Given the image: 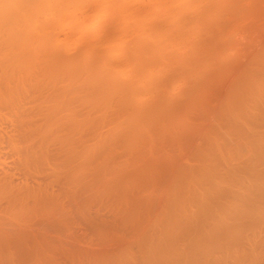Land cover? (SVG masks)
<instances>
[{
  "label": "bare ground",
  "instance_id": "6f19581e",
  "mask_svg": "<svg viewBox=\"0 0 264 264\" xmlns=\"http://www.w3.org/2000/svg\"><path fill=\"white\" fill-rule=\"evenodd\" d=\"M86 1L87 0H82V1L81 0H0V104L1 103H6L7 105L9 104V106H7V108H6V110H8V111L4 112V110H3V112H1L2 110L0 109L1 110L0 114H2V115H0V119L5 120V118H6L5 122H4V120H2V121L0 120V123L1 122L5 123V124L4 123L0 124V169H2L0 171H3V172H0L1 174L3 173V175H0V195L3 193L5 195V191H7V190H8L6 192L7 196L9 193H12V195L11 196L9 195V197H8L10 199V200H8V202H10L12 200H14L15 202L12 201V202L8 203L6 205V207L4 208L3 213L4 214L6 213L7 215L12 216L13 219H18V217L21 214H23V212L25 210L24 205L26 204L25 199L27 197L29 198L30 194L36 193L38 195V196L36 195L37 197H35V195L34 196L32 195L34 198H36V202H37V199L42 200L41 197L43 198V200H45L44 198H46V195L49 196L50 194H53L52 193L53 190L50 193V190L52 187L49 188L50 186L48 185V183L46 186H49L48 188L50 190L45 189L43 187L44 184L41 185L42 187H40V184H38V186H37L38 189H37L36 184H35V186L34 185L31 186V184H29V181H31V180L29 179V177H27L30 174L29 172H28L29 174H27V171H29V169L31 168L32 165H33L32 167L35 170L34 172L38 173L41 169L40 166H43V165H41L42 162L44 160H46L47 158L51 159V158H49L50 153H48L49 146H51L50 144H53V146H55L56 148H59L63 152V159H62L61 163L64 166L62 165L61 170L63 168H66L67 173L65 176L68 177V181H72V182L78 181V180L80 181L81 178H83L84 175H86V173H87L86 171L88 169L91 170L92 168H96L98 170L99 167L102 166V165H100L102 163L101 158H99L100 156L97 155L98 158H97V156H93V152H94V150H96L95 147L97 145H99L98 143H99V140L101 137H99L94 143L93 142L91 144L86 143L82 138L84 136V133L81 132L82 131L81 129H86L85 131L83 130L84 132H86L87 130L94 129L95 126H96L95 129L96 128L99 129L100 128V126H98L99 124L101 125V123L103 124L104 121L110 120V122L112 124L111 126L112 127L114 126L113 129H116L117 131L121 130L122 131L121 133H124V135H125L124 141H122V142H125V139H127V145L129 144V145L135 146L137 144L138 139L143 135V134H141L142 128L144 129V127L147 126L149 122L152 123V120L153 119L155 120V116H156V114L154 115V111L156 112L155 108H154L155 110H153V108L148 109L149 111L146 115L142 114L143 110L141 111L142 113H140L139 108H142L140 106H143L144 104L141 103L143 105L138 106V102L139 101L145 102V98L142 100L141 98H139L140 97L139 95L142 92V90L143 91L144 90L145 91L146 90L152 91V89H157V87L159 86L158 83H156L154 80L158 79L157 76L159 74L165 72L168 69L167 68V62H169V60H168V57L165 56V54H164L165 50L169 47H172V46L182 45V44H180L182 42V40L184 38L186 39L188 37L186 35V33L181 32V30L184 31L182 29L184 26L188 25L189 27H187V28L189 29L190 32H196L197 33L198 29H201V30L206 29L207 30V28H209L211 26L213 27V25H214L213 24V25L203 29L204 26L209 25V24L206 25V23H203V21L206 20L207 22L211 23L214 20H216L215 18H217V20H219V17H218L219 15L217 14V12L219 13V10H218L219 7L217 9V5H219V4L216 3V0H194V1H192V0H173V2L176 3L174 5L175 6L178 5L177 6L178 9H177L176 13L168 14L167 16L164 17V19L162 18L161 22L159 24H156V26L149 27V28H147V30L146 29L141 30L142 35H144V36L148 35L149 37H152L153 39L157 40V43L155 45L147 44L148 40H147V42L145 41L147 39L146 38L147 36L145 37L146 39L144 40L146 43L143 41H140L139 40L140 38L137 35V33H138L137 32L136 35L139 38L138 42L135 41V43H137L135 50H137V51L132 55L131 54L127 55L124 59H121V60L117 59L118 61H115V59H114V61H113V60H111L112 57L110 58V56H111V54L116 53L119 50V39L121 40V38H119V37L122 35V34L119 35L120 33H118L117 36L115 35L116 38L114 37L116 40L115 41L116 45L112 48H110L111 46H109V48L104 46L105 49H104V47L101 48L102 50H100V52H97L95 56L92 53V55L94 56V57H92V59L91 58L88 59V57H87V59H86V57L83 59L82 57L79 56V54H77L78 53L77 51H76L77 52L76 54L78 55L79 58L75 57L76 55L69 57L68 55H65L66 53L63 55V54H61L62 52H60L56 48L57 46L56 47H55V45L53 46L54 42L56 43V45H58L56 42L57 37L55 35H58L59 32L57 31L58 33L56 32V34H55V31H56L57 27H60V26H58L61 23L60 21L62 19V18H60V16H61V14L65 13L66 11H69V8L72 9L73 11H74L73 8H76L75 10H77V7H79V6H75V5H77L78 3H80V7L83 8L84 6H86L85 5L87 3ZM99 1H100V4L96 5L97 7H101L104 9L106 7H110V9L115 11V13L123 14V17L125 16L128 18H133V21L135 20V18L137 19L139 17V16L135 17L134 15L136 13L134 14V11H136V10L135 9H134V11L132 10L134 4L138 3L137 2L138 0H99ZM99 1H97V4ZM147 1H148V3L151 1L152 2L155 1L153 3H158V0H147ZM89 3H87V4H89ZM223 3H225V2H223ZM233 3H234V1H233ZM94 4H96V3H94ZM143 4H145V3H143ZM72 5L75 7H73ZM89 5H91V4H89ZM174 5H172V6L174 7ZM68 6H72V7H68ZM152 6H153V4H152ZM156 6H159V5H156ZM67 7H68V10H65V12H64V9H67ZM86 7H89V6H86ZM107 10H106V12H109ZM191 10L194 13V14L192 13L193 14V15H191L192 17L191 16H190V18H187L188 16L185 17V13H187L188 11L191 12ZM92 11H94L93 7H92ZM142 11H143V9H142ZM142 11H139V12H142ZM151 11L153 12V8L151 9ZM76 13H78V12H76ZM104 13H105V11H104ZM155 13L156 12H154V14ZM161 13H163V12L161 11ZM94 14L95 13L93 12V15ZM154 14H152V15H154ZM158 14H160V13H158ZM216 14L218 16H216ZM221 14H222V11H221ZM86 15H88V14L86 13ZM144 15H146V14H144ZM250 15H252V14H250ZM73 16H71V17L74 18ZM95 16H97V15H95ZM95 16H93L92 19ZM101 16H102V14H101ZM223 16H225V15H223ZM71 17H69V18H71ZM155 17H157V15H155ZM222 17L220 16V18H222ZM97 18H99V17H97ZM120 18L118 20H120ZM147 18H149V17H147ZM104 19H105V17H104ZM95 20H97V19L95 18ZM123 20H125V19H123ZM72 21H73V19H72ZM76 21H78V20H76ZM98 21H97V23H98ZM109 21L110 20L108 19V22ZM63 22H65V24H67V23H70L71 21L67 22V19H66V21L64 20ZM141 22H138L139 25ZM73 23H75V22H73ZM86 23L87 22L84 21L83 19L79 23V24H81L80 28L78 27L79 37L80 36L82 37V35L85 34V32L87 31V26L90 25V23L87 25H86ZM97 23H96V25H97ZM127 23H128V21H127ZM134 23H135V21H134ZM70 25H73V24H71V23L67 24L68 27H70ZM91 26H93V24ZM94 26H95V24H94ZM94 28L98 29L99 26L94 27ZM117 29L121 30V29H119V27ZM133 29L137 31L136 27ZM58 30H59V28H58ZM69 30H71V29H68V31ZM124 30H126V28ZM210 30H212V28ZM129 31H130V29H129ZM138 31H139V29H138ZM217 31L218 30H216V32ZM75 32L77 33V31H75ZM190 32H187V33H190ZM112 33H114V32H112ZM139 34H140V31H139ZM194 35L190 34V36H193V37H194ZM207 35H209V34H207ZM68 36L69 35H67V37ZM196 36H197V34H196ZM221 36L223 37V35H221ZM198 37H199V35H198ZM167 38H169V39H167ZM170 38L171 39L173 38V39L170 40ZM190 38H192V37H190ZM100 39L98 38V40H100ZM193 39L195 41L196 37ZM62 40H64V38H62ZM108 40H109V36H106V38L104 37L103 41L105 42L104 43L105 45H106V41L109 42ZM141 40H143V39H141ZM155 40H153V41H155ZM189 40H191V39H189ZM224 40H225V38H224ZM67 41H68V39H67ZM123 41H125V40H123ZM212 41H213V39H212ZM213 42H215V41H213ZM65 43H66V41H65ZM65 43H64V45H68ZM100 43H102V42H100ZM64 45H63V47H64ZM106 46H108V45H106ZM207 46H206V48H207ZM127 47H129V46H127ZM210 47H211V45H209V48ZM63 49H65V47ZM86 49H88V48H86ZM94 49L95 48H93L92 50L95 52ZM200 49H199V51H200ZM207 50H209V49L207 48ZM119 51H118V53H119ZM192 51H194V50H192ZM199 51H198V54H199ZM64 52H65V50H64ZM86 52L88 53V51H86ZM208 52H210V51H208ZM208 52H206V53H208ZM213 52H215V51H213ZM180 53H182V52H180ZM72 54H73V52H72ZM168 54H170V53H168ZM187 54H189V53H187ZM189 55L187 57H189ZM200 55H202V54L200 53ZM206 55L208 57V54H206ZM206 55L204 54V57ZM217 55L218 54H216V56ZM212 56H213V54H212ZM261 56H263V55H261ZM181 57H182V55H181ZM198 57H200V56H198ZM198 57H197V59H198ZM194 58L195 57H193V59ZM219 58H220V56H219ZM263 58H261V60L259 61V62H262L261 65L258 62L259 63L258 65L260 66V67L257 66L258 72L251 73L250 72L251 70L249 71L250 74L248 72H245V73H243L244 75L246 73H248L249 75H247V76L245 75L244 79L240 74V76L242 77V80L238 79L241 81L240 84L238 82H236L240 86L239 91H238V95L233 97L232 99L230 98L229 102H227L228 107H227L226 111L224 109L226 116L228 118L230 117V119H231L229 121V119H227V117H224L227 119L226 123H227V121L230 122V123H228L229 126H227V127L229 128V130H231V132L236 133L237 137H239L240 134H241L240 136H242V133H243L242 128L246 124L245 122H247V121L246 120L244 121V125L240 124L242 128L238 124L241 123L245 117L247 119V116L249 114L248 111L250 110L249 105L254 103V101H253L254 98L258 99L260 101V99L262 98V95L264 94V91H263V88H264V62L262 61ZM183 59L181 61H183ZM194 61H195V59H194ZM206 61H208L207 63H209V59L208 60L206 59ZM191 62H192V60H191ZM256 62L257 61H255V63ZM185 63H187V60ZM185 63H184V65H185ZM193 63H191V64H193ZM202 63L203 62H200V64H202ZM207 63H204L203 64L204 66L201 65L203 67L202 70H204L206 68ZM197 64L198 63L193 64V65L195 66ZM172 66H173V64H172ZM188 66H190V65H188ZM198 67L199 66L197 65V69H195V70L201 69V68L198 69ZM129 68H132L130 73H129L130 78L127 77L128 72H129L128 71ZM189 72H190V74H188ZM193 73H194L195 77H196V75H200V74H195V72H193V70H192V74ZM201 73H203V71ZM179 74H180L181 78L183 76L184 79H186V77L192 76L191 70L188 71V69L182 70ZM177 75H175V76L173 75V76L176 77ZM185 75H186V77H185ZM180 76L177 77L179 80H180ZM125 77H126V80H125ZM155 77H156V79H154ZM198 77H200V76H198ZM201 78H203V77L201 76ZM127 79H129V80H127ZM234 79H236V78H234ZM31 81L35 82V91H38L37 93H39L38 94L39 97L36 99V102H38L37 106L40 108V111L38 112L40 120H39V122L34 123V124L30 125L29 127L26 124L28 127L27 128L28 132H27V130H25L26 127H25L24 122H23V124L19 123V126L17 127V125L14 122L15 121L14 119L25 118V114H26V112H24L25 111L24 107L26 106V105H24L26 103L25 98L27 96L31 95V94L30 95L28 94L29 90H27V84ZM159 82H161V81H159ZM175 82H177V81H175ZM188 83H190V82H188ZM29 84H31V83H29ZM162 85L167 86L164 83H161L160 87ZM169 86H171V85H169ZM49 89L51 90V92L50 91H49V93L46 92V94L43 93V91H45V90L48 91ZM189 89H190V87H189ZM151 91H150V94H151ZM234 92H235V90H234ZM234 92H233V94H234ZM33 93H35V92H32V94ZM152 93H153V91H152ZM142 94L145 95L143 92H142ZM146 94H147V92H146ZM235 94H236V92H235ZM203 96H205V95H203ZM31 97L32 96H30V98L29 97H27V98H29L31 100ZM249 98L252 99L251 100V101H253L252 103H249ZM29 99H28V101H29ZM262 100L264 101V99H262ZM154 101H156V100H154ZM259 101H258V103L261 102V101L260 102ZM225 102H224V104H225ZM148 103H149V101H148ZM263 104H264V102H263ZM80 105H82L84 107L87 106L86 107L87 110H86V108L85 109L79 108L82 111L81 110H79V112L74 111V110H76L75 108H78V106H80ZM258 105L261 106L262 104L260 103ZM146 106H147V103H146ZM222 106L224 107V105H222ZM226 106L227 105H225L224 108H226ZM159 107H161V106H159ZM253 107H255V110H257V106H253ZM9 108H10V110H9ZM83 110H85V111H83ZM107 110L112 111V114L109 113V114H111L112 117L110 119L106 120L105 112H107ZM157 110H158V108H157ZM165 110L167 111L168 108H166ZM172 110H174V109H172ZM255 110L250 111V114H251V112L254 113V112L258 111V110L257 111H255ZM94 111H95V113H96V111L100 112L99 114L96 113L98 115V117H97L98 119H96V120L94 117L95 116ZM222 111H223V109H222ZM222 111L220 110V116H222V115L225 116L224 114H222V113H224ZM8 112H10V113H8ZM146 112H144V113H146ZM211 112H212V110H211ZM260 112H261V110H260ZM260 112L258 111L257 114H259ZM158 113H159V111H158ZM175 113H176V111H175ZM263 113L259 115V119L262 118L261 120H263V121H261L262 122L261 124L264 126V116H262ZM14 114L18 118H14L15 117ZM214 114H217V113H214ZM254 114H256V113H254ZM28 115H30V114H28ZM171 116L173 117L176 115H171ZM260 116H262V117L260 118ZM3 117H5V118H3ZM93 117H94V119H93ZM172 117H170V118H172ZM178 117H176V118H178ZM183 117L180 116L179 119L181 120ZM217 117L219 118V116H217ZM157 118H158V116H157ZM248 118H249V116H248ZM254 118H256L255 120H257V117H254ZM252 119H253V117L251 116V120ZM7 120L8 121L10 120L9 122H12V123L11 124L7 123L6 122ZM165 120H166V118H165ZM219 120H221V119L219 118ZM240 120H242V121H240ZM248 121H249L248 122L249 124L252 122V121H250V119ZM254 122L257 123L255 126H257V129H258V126H260L259 125L260 121L257 120V122L256 121H254ZM212 123L210 124L211 126H212ZM226 123H225V125H226ZM12 124L15 126H12ZM28 124H31V123H28ZM213 124H215V123H213ZM220 124H223L222 120H221ZM149 125H151V124H149ZM251 125H253V124H250V127H248V125H245L248 129V132H244L246 134H243L244 137L246 138V140L243 137H241L242 139H244L246 141L247 146L249 148V155H247L248 156L247 161H245L246 158H245V160L243 159L245 157V154H244L242 157L243 160L241 159L242 162H241V164H239L240 161L238 160V157L241 156L243 148H244V144H243L244 142L241 141V139H240V142H243L241 144L243 146V148H242L240 154L237 153L238 154L237 160L239 161V163L237 165L233 164L234 162L233 163L231 162V161H233V160H231V157H233V156L228 158L229 153H227L228 156L227 155L225 156L229 160H231L229 162V164H231L230 165L231 168L228 169L229 166L228 167L226 166L228 171L226 169H223V170L220 169L222 166L220 167L219 165L216 164V161H219L220 159L219 160L215 159L216 161H214V158H211L212 156L217 155L218 152H217V154H214V155L212 154L211 157H209L210 155H207L208 153L205 152V154L208 157L207 158L205 157L206 158L205 162L202 161V163L204 162L203 163L204 165H202L203 169L201 167V169L203 171L200 170L202 172L197 171V170H193V168H192L191 171L189 170L186 173H184L185 172V170H184L183 174H181V175L179 174L180 177H178V179L176 176L177 174L175 175L176 180H175V182H173L175 184H172V185H174V186H172L173 188H169L172 190V191L170 190L172 192V193H170V194H172L170 196L171 200H169V202H170V203H168L169 206L167 205L168 206L167 211L164 209L166 212H165V214H163V216H162L163 218L161 219L162 220V222H161L162 226H160V227H162V228H161V233L159 232L160 236L158 238L152 239L151 237L154 235V233H153L152 236L150 235L151 237L148 236L151 239L147 238L148 240L146 239V241H144V242H142L140 240L141 241L140 247H138V249L140 248L139 252H138L139 255L136 253V256L138 255V257H137V259H136V257L134 258V259H136L135 264H259L260 263V260H261L260 258H262V257L264 258V256H262L264 254V252H263V254H261L263 250L260 251L261 253H259V250H256V249H255V251H249L246 249V248L251 247V245L257 246V240H258V234H259L258 231H259V228L262 226V224L264 225V134H263L264 129H261L259 127V129L257 130L255 126L251 127ZM214 126H216V125H214ZM101 127H103V126H101ZM109 128H110V126H109ZM21 129H23V131H21ZM218 129H220V128H218ZM223 129H224V126H223ZM206 130H205V132H206ZM226 130H227V128H226ZM260 130H262V131H260ZM99 131L100 130H98V132H95V130H94V133L98 134ZM211 131H212V129H211ZM223 131H225V130H223ZM20 132H21V134H20ZM219 132H222V131L220 130ZM226 132H228V130ZM118 133H120V132H118ZM99 134L101 136V134H103V133L101 132ZM120 134H118V135H120ZM228 134L230 136L231 133H228ZM237 134H239V135H237ZM86 135H89V134H86ZM110 135H111V133H110ZM20 136H22V137H20ZM107 136L110 139V136L109 135H107ZM114 136L119 137L116 135H114ZM223 136H225V135H223V133H222V135L219 136V139L223 138ZM29 137H33V138L36 137L37 142L35 141V143H33L34 146H33V144L30 146H25V138L27 140ZM105 137H106V135H105ZM212 137H214V138H212ZM212 137H210V138H212L211 140L216 139L214 135H212ZM224 138H223V140H224ZM232 138H234V137H232ZM145 139H147V138H145ZM227 139H229V138L226 137L225 140H227ZM221 140H220V142H222ZM225 140L223 142H225V143L229 142V141H225ZM112 141H113V137L111 139V142ZM117 141L119 142V140H117ZM117 141H115V142H117ZM140 141H142V140H140ZM143 142L145 144V142H147V141L144 140ZM143 142H140V143L142 144ZM236 142L238 143V141H236ZM112 143H114V142H112ZM215 143H216V141H215ZM213 144H214V142H213ZM235 144L236 143H234V145H232V146H236ZM118 145H116V147ZM238 145L241 147L240 143ZM102 146H103V144H102ZM224 146H225L224 147L225 149L226 148L228 149L229 145L226 144ZM239 146H237V147L239 148ZM122 147H123V145H122ZM131 147L129 146V148H131ZM135 147H132L133 149L132 148L131 149L133 151L135 149L134 152L136 153L137 152L136 149H139V148H135ZM146 147L147 146H145L144 148H146ZM213 147H215V144ZM222 147H223V145L219 147V149H220L219 153L221 152V149H223ZM127 148H128V146H127ZM207 148H208V146H207ZM5 149H10V151H12V152H9V150H8V152H9L8 153L7 151H4ZM59 149H58V151H59ZM131 149H129V150H131ZM204 149H202L201 151H203ZM210 149H212V148H210ZM230 150H231V148H230ZM109 151H112V150H110V148H109ZM212 151H214V150H212ZM216 151H218V149ZM233 151H234V149H233ZM141 152H142V150H141ZM223 152H228V150L223 151ZM46 153L49 157L47 155H45ZM245 153L248 154V151H246ZM9 154H12V155H9ZM231 154H233V153H231ZM94 155H96V154H94ZM42 156H45V158ZM104 156H106V155H104ZM141 156H142V153H141ZM95 157L97 159H100V161H99V162H101V163H99L100 166L96 164L97 159H95ZM127 157H129V156H126V158ZM217 157H219V156H217ZM9 159L12 161H10ZM41 159H42V161H39ZM57 159H58V157L56 158V160ZM110 159L107 161H110ZM202 159H203V157H202ZM105 160L103 159L102 161L106 164ZM224 160L222 162H224ZM49 161L50 160H47V162L50 164L49 165L50 167H48V168L51 169L52 164ZM47 162H46V164H47ZM110 162H112V161H110ZM220 162H221V160H220ZM237 162H235V163H237ZM56 163H57V161H56ZM127 163L125 161V164H127ZM43 164H45V163H43ZM53 164H55V163H53ZM223 164L229 165L227 162L226 163L224 162ZM57 165L60 166L59 164H57ZM192 165H193V163H192ZM199 165L201 166V164H199ZM216 165L219 167L220 170L225 171V172L227 171V173L225 174V172H223L224 176L222 175V173L220 175L219 173L222 171L219 172L218 169H216L217 168ZM105 166H107V165H105ZM45 167H47V166H45ZM54 167H53V169H54ZM224 167H225V165H224ZM33 168H31V169H33ZM43 168H44V166H43ZM128 168L129 167H127L126 169H128ZM138 168H139V166H138ZM10 169H11V171H12V169L14 171L17 169L18 171H16V172L18 174L22 173L20 176H17L18 178L20 177L18 179L19 181L17 180V182L16 181L13 182L14 180L13 181L11 180V178H12L11 176H13V175H11ZM58 169H60V168L58 167ZM93 171H94V169H93ZM13 172H12V174H13ZM55 172H57V171H55ZM128 172H130V170ZM97 173H99V172H97ZM38 174H40V173H38ZM9 175H11L10 179H9ZM25 175H27V176H25ZM46 175H48V174H46ZM112 178H114V176ZM117 178H120V175ZM117 178H115V179H117ZM40 179H39V181H40ZM42 179H41V182H42ZM47 179H50V176ZM105 179H106V177H105ZM105 179L102 178L101 180L104 181ZM120 179H122V178H120ZM169 180H171V179H169ZM87 181H88V179H87ZM87 181L85 183H87ZM153 181H155V180L153 179ZM108 182H111V181H108ZM33 183L34 182H32V184ZM90 183L92 184V181ZM90 183H89V186H91ZM96 183H98V182H96ZM103 183L104 182L98 183V185L102 184V187L106 188V186H103L104 185ZM28 184H29V186H28ZM68 184H69V182H68ZM105 184H106V182H105ZM113 184L115 186V185H118L119 183H113ZM151 184H153V183H151ZM221 184L223 186H221ZM26 185H27V189L25 188ZM95 185L98 186L97 184H94V186H91L92 188L90 187L94 191H96V188H93V187H95ZM23 186H25L24 190H23ZM33 186L36 187V189L33 188ZM51 186H53V185H51ZM71 186H70V188H71ZM30 187H32L33 191L31 189H29ZM107 187L110 190V188L113 186L108 185ZM18 188L19 189L22 188V189L19 191ZM78 188H80V187H78ZM120 188H122V187H120ZM13 189H15V191ZM82 189L85 190V186ZM82 189H80V190H82ZM9 190H11V191H9ZM29 190H31L33 193H31ZM100 190H103V189H100ZM100 190H99V192H100ZM104 190H106V189H104ZM17 191H19V192H17ZM21 191H22V193H21ZM25 191H27V192H25ZM47 191H49L50 194H48ZM106 191H108V190H106ZM15 192H16V194H15ZM24 193H25V196H24ZM58 193L59 192L56 193L57 196H58ZM97 193H98V189H97ZM163 193H164V191H163ZM26 194L28 196H26ZM39 194H40V197H39ZM109 194H111V192ZM13 195H14V197L10 198ZM98 195H100V194H98ZM94 196H93V198H94ZM17 197L19 200L16 199ZM57 198H56V201H59V199H57ZM98 198L100 199V197H98ZM112 198H113V196H112ZM20 199L21 200L24 199V200L20 202ZM51 199H52V197H51ZM53 199L55 200V196ZM53 199H52V201H53ZM40 200H38V204L35 203L34 206L36 204L38 206H41L43 203H46V202L40 201ZM47 200H45V201H47ZM94 200L96 201V198ZM26 201L29 202V200H26ZM113 201H114V199H113ZM137 201H139V200H137ZM22 202L24 205L22 204ZM41 202H42V204H41ZM49 202H51V200ZM2 203H1V205H2ZM15 203L18 206V208L15 205ZM19 203L21 205H19ZM55 203H58V202H55ZM114 203H116V201ZM51 204H53V203L51 202ZM1 205H0V207H1ZM53 205H57V204H53ZM78 205L79 204H77V206ZM19 206H22V207H19ZM42 206H41V209H42ZM44 206H45V204H44ZM147 206H148V204H147ZM133 210L135 212V209H133ZM25 211H27V210H25ZM90 212H91V210H90ZM50 213H51V211H50ZM4 214H0V215L2 216ZM46 214H48V212ZM21 217H23V216L21 215ZM7 218H9V217H7ZM91 218H93V217L91 216ZM258 218L259 219L261 218V219L259 220ZM10 219H11V217H10ZM28 220H29V218H28ZM0 221H1V219H0ZM4 221L6 222V220H4ZM14 221H16V220H14ZM19 221L20 220L18 219V222ZM136 221H138V220H136ZM259 221H261V222H259ZM7 222L9 223V221H7ZM2 223L3 222L1 221L0 225L2 227H3V225H7V224H4V223L2 224ZM11 223H13V222H11ZM159 223H157V224H159ZM24 224H26V222H24ZM42 224H44V223H42ZM27 225H29V224H27ZM31 225H30V227H31ZM9 227H12V226H9ZM14 227L16 229H18L15 225H14ZM24 227H26V226H24ZM262 227L264 228V226H262ZM4 228H6V227H4ZM141 229H143V228H141ZM149 229H150V227H149ZM5 230L7 231V229H4V231ZM19 230H21V228ZM15 233H17V232H15ZM5 234H6V232H5ZM263 234H264V232H262V235ZM260 235H261V233H260ZM21 236H20V238H22V242H23L24 236H22V237ZM7 237H5L6 241L11 238V236H10V238H7ZM263 238H264V235L262 237V240H263ZM16 239H19V238H16ZM19 240H21V239H19ZM26 240H28V239H26ZM142 240H145V239L143 238ZM10 241L11 240H9L7 242H10ZM13 242H15V241H13ZM16 242H15V244H16ZM11 243H10V245L8 243V247L13 246L12 247L13 249L14 248H15V250L18 249L17 244L14 245V243H12V244ZM19 244H21V243H18V245ZM26 244H27V242H26ZM24 245H25V242H24ZM246 245L249 247H247ZM14 246H16V247H14ZM21 246H22V244H21ZM37 247H38V245H37ZM19 248L23 249V246L19 247ZM3 249H5V248H3ZM23 250H25V248ZM0 252H2L1 249H0ZM20 253H21V251H20ZM30 253H31V251H30ZM257 253H259L261 256H259V254H257ZM1 254L2 253H0V255ZM114 254H116V253H114ZM130 254L131 253H129V252L128 253L124 252L122 254L119 253V256H118V253H117L116 256H118V257L113 256L112 258L115 257V259H117L119 261V263H121V264L129 263L128 261L130 259V260H132L131 263L134 264L133 259H131L132 256H130ZM2 256H0V258ZM257 256L259 258H257ZM26 258L28 259L29 257H26ZM4 259H5V257H4ZM12 259H14V258H12ZM23 259H25V256ZM100 259H99V261H100ZM109 259H111V257H109ZM257 261H259V263ZM112 262H115V261L112 260ZM1 263H4L3 260L1 261ZM262 264H264L263 261H262Z\"/></svg>",
  "mask_w": 264,
  "mask_h": 264
},
{
  "label": "rangeland",
  "instance_id": "374dc122",
  "mask_svg": "<svg viewBox=\"0 0 264 264\" xmlns=\"http://www.w3.org/2000/svg\"><path fill=\"white\" fill-rule=\"evenodd\" d=\"M97 1H99V0H95V1L94 0H87L86 2L87 3L90 2L89 4H91V5H89V4H87L85 2L86 3L85 5L89 6V7L84 6L83 8H81L80 7V3H78L77 5H75V6H79V7H77V10H75L76 8H73L74 9V11H73L72 9L69 8L70 12L69 11L65 12V10H68V7H72L73 5L72 6H68L67 9H64L65 13L61 14L62 17L60 16V18H62V19L64 18V19L63 20L61 19V21H60L61 23L58 25L60 27H57V29L55 31V34H56L57 31L59 32V33L57 32L58 35H55L57 37V41L56 42H57L58 45H56L55 42L53 43V46L54 45H55V47L57 46L56 48L60 52H62L61 54L64 55L66 53L65 55H68L69 57L73 56V55L74 56L76 55L75 57H77V58H79L78 55H77V54H79V56L82 57L83 59L85 57H86V59H87V57H88V59L89 58L92 59V57H94L97 52H100V50H102L101 48H103L104 46L107 47V48H109V46H111L110 48L114 47L116 45V42H115L116 41L115 40L116 37H115V35L117 36V34L120 33L119 35L122 34L119 37V38H121V40L119 39V50L120 51L118 50L119 53L117 51L116 52L117 54L116 53L111 54L110 58L112 57L111 60H113V61H114V59H115V61L124 59L127 55H129V54L132 55V54H134L137 51V50H135L136 49L135 47L137 46L136 45L137 43H135V41L138 42L139 38H140L139 40L143 41V42H145V41L147 42V40H148L147 44H149V45L150 44L151 45H155L157 43V40L153 39L152 37H149L148 35H146L147 37L142 35L141 30L142 29H146L147 30V28H149V27L156 26V24H159L161 22L162 18L164 19V17L167 16L168 14H170V13L171 14L176 13L177 9H178V7H177L178 5L175 6L174 4H176V3H174L173 0H170V1L169 0H164V1L163 0L162 1L158 0V3H153L155 1H153V2L151 1V2L148 3L147 0H141V1L138 0L137 1L138 3L134 4L132 10L134 11V9H135L136 11H134V14L135 13L136 14L134 16L135 17L139 16L140 18L139 17H138L139 19L135 18V20H134L135 23H134L133 18H128V17H125V16L123 17V14L115 13V11L111 10L110 7H106L105 9L101 8V7H97L96 5L100 4V1L98 2V4H97ZM192 1H194V0H192ZM233 1H234V3H233ZM142 2L145 3V4H143ZM223 2H225V3H223ZM94 3H96V4H94ZM216 3L219 4V5H217V9L219 7V9H218L219 13L217 12V14L219 16L216 14V16L219 17V20H217V18H215L216 20H214L211 23L207 22L206 20H205L206 22L203 21V23H206V25L209 24L208 26H204L203 29L207 28V27H209V26H211L213 24L214 25H213V27L211 26V27L207 28V30L206 29H204V30L198 29L197 33L196 32H190L189 29L187 28V27H189L188 25L184 26L183 28L181 27L184 30V31L181 30V32L186 33V35L188 37L186 39L184 38L182 40V42L180 43L182 45L172 46V47H169V48H167L165 50L164 54H165V56L168 57V60H169V62H167V68L168 69L165 72L159 74L160 76L159 75L157 76V78L159 80L156 79V77L154 78V79H156L154 81L156 83H158V85H159L158 87L159 88L157 87V89H152L153 93H152L151 90H146V91L142 90V92L145 95H143L142 92L140 93V95H139L140 97L139 98H141L142 100L145 98V102L144 101L143 102H141V101L138 102V106L144 104L143 106H140L142 108H139L140 109L139 110L140 113H142L141 111L143 110L142 114L146 115L148 113V111H149L148 109H150V108H153V110L156 109L157 113L154 111V115L156 114V116H155V120L154 119L152 120L153 124L149 122L148 125L144 127V129L142 128V132L140 131L141 134H143L142 135L143 137L141 136L138 139L137 144L135 145L136 147L132 146V145H129V144L127 145V139H125V142H122V141H124V136L125 135H124V133H121L122 132L121 130L117 131L116 129H113L114 126L112 127L111 126L112 124H111L110 120H107V119H110L112 117L111 116L112 111L107 110V112H105V114H106L105 118H106L107 121H104L105 123L103 122V124L101 123V125L99 124L98 125V126H100L99 129L98 128L95 129V127H96L95 126L94 129L87 130L88 131V132L86 131L87 133L84 132L86 129H81L82 130L81 132L84 133V136L82 138H83V140L86 143H90L91 144L92 142L94 143L99 137L102 138V139L100 138L99 143H98L99 145H97L98 147L97 146L95 147L96 150H94V152H93V156H97V155L100 156L99 158H101V162L103 163L102 164L101 162H99L100 159H97L98 156H97V158L95 157V159H97L96 160L97 161L96 164L99 165V163H101L100 165H102V166L99 165L100 167H99L98 170L96 168H92V169L90 168L92 171L88 169L86 171L87 172L86 175H84V177L81 178L80 181L79 180L78 181H74V182L68 181V177L65 176L66 173H67L66 172V168H63L61 170L62 165H63L61 163V161L63 159V152L59 148H56L55 146H53V144L49 143L51 145V146H49V149H48L49 150L48 153H50V155H49L50 157L47 155V153L45 155H47L49 158H51V159L53 158V159L51 160V159L47 158L46 160H44L45 162L43 161L42 164L40 163L41 165L44 166V168H43V166H40L41 169L38 172L40 174L34 172L35 170L32 167L33 166L32 165L31 168H33V169L30 168L29 171H27V174L30 173L31 175L30 174L28 176L25 175V176L29 177V179L31 180V181H29V184H31V186L32 185L35 186V184H36V187H37L38 184H40V187H42L41 185L44 184L43 187L45 189H48V190H50L49 188L52 187L51 190H50V193L53 190V192H52L53 194H50L49 191H47V193L50 194L51 196L49 195L50 196L49 197L48 195H46V198H44L45 200H47L48 198L49 199L47 201H45L41 197L42 200L37 199V202H36V198H34L33 196L35 195V197H37L38 195L36 193L35 194H30L28 192L31 196L32 195L33 196L31 197L29 195V198L28 197L26 199L24 198L26 204L24 205L23 202H22V204L25 206V210H27V211L24 210L23 214L24 213L25 214L24 215L21 214L23 217H21V215L18 217V219L20 220L18 222V219H13L12 216L7 215L6 213L5 214L3 213L4 212V208L6 207V205L8 203L14 201V200L11 199L12 201L8 202V200H10L8 197H9V195L11 196L12 193H9L8 196H7V194H6V192L8 191L7 190V191H5V195H4V193L0 195V198H1L0 199V205L3 202L1 207H0V214H4L2 216L0 215V219H1V221L4 224H7V225H3V227L0 225L2 227V228L0 227V237L1 236L3 237V238L2 237L0 238V249L2 250V252H0V253H2L0 256L3 255L2 256L3 258L1 257L0 260L1 261L3 260V262H4V263H1V261H0V264H23V263L24 264H98V263L99 264H101V263L102 264H104V263L105 264H109V263L110 264H121V263H119V261L117 259H115V257L114 258H112V257L116 256L117 253H118V256H119V253L122 254L124 252L131 253L130 254V256H132L131 259H133V262L135 264V260L137 259L138 255H139L138 252H139L140 248L138 249V247H140L141 241L142 242L146 241V239L151 237L153 235V233H154V235L151 237L152 239L158 238L160 236L161 228H162V227H160V226H162V224H161L162 220L161 219L163 218L162 217L163 214H165V212L168 209V206H169L168 203H170L169 200H171L170 196L172 195V194H170V193H172L171 192L172 190L169 189V188H173L172 186H174V185H172V184H175L173 182H175V180H176L175 177L176 176H177V179H178V177H180L179 174L180 175L183 174L184 170H185L184 173H186L189 170L191 171L192 168H193V170H197V171L202 170L203 169L202 165H204L203 163L206 161V158L208 157L207 155H210L209 157H211L212 154L213 155L217 154V152H218V154L215 155V156H212L211 158H214V161L219 160V159L221 160V162H220V160L216 161V164L219 165L220 167L222 166L220 168L222 170L223 169L227 170L228 166H229L228 169L231 168L230 167L231 164H229V162L231 160H233L231 162L232 163L234 162L233 164H236V165L239 163V161H240L239 164H241L242 160L243 159L245 160V158H246L245 161H247V158H248L247 155H249V148H248L247 143L245 141L246 138L244 137L243 134H246L244 132H248V129H247V127L245 125H248V127H250V124H253V125H251V127L252 126L254 127L257 124L254 121L257 122V120H258V121H260V124H259L260 126H258V129H259V127L261 129H264V126L261 124L262 123L261 121H263V120H261L262 119L261 117L264 116V113H263L264 112V104H263L264 101L262 100V99H264V96H263L264 94L262 95V98L260 99L261 102L258 99H255V98L253 99L255 104L252 103L253 102V101H251L252 99L249 98V103H252L253 105L252 104L249 105V109L250 110L248 111V113L250 114V111L255 110V107H253V106H257V110L259 112L261 110V112L259 114H257L258 111L255 110V111H257V112H254L256 114L251 112L250 115L248 114L249 118L247 116V119L245 117L243 119V121L240 120V121H242L241 123L238 124L240 127H241V125H244V121L245 120L247 121V122H245L246 124L243 126V128L241 127L242 128V132H243L242 136H240L241 134L240 135L237 134V135H239V137H237L236 133H233V132H231V130H229V128L227 126H229L228 123H230L229 121L231 119H230V117L228 118L226 116L225 111H226V109L228 107L227 102H229L230 98L232 99L233 97L238 95V91H239V87H240L239 84L241 82L240 80H242V77L244 79L245 75L246 76L249 75L250 74L249 73L250 70H251L250 71L251 73L258 72V67H260L258 64L260 63V65H261V63H262V62H259V61L261 60V58L264 57V49H263L264 48V0H218V1L216 0ZM152 4H153L154 7L152 6ZM156 5H159V6H156ZM172 5H174V7ZM75 6H73V7H75ZM92 7L94 8V11H92ZM141 8L143 9V11H142ZM150 8L151 9L153 8V12L151 11ZM106 10L109 11V12H106ZM75 11L78 12V13H76ZM104 11H105V13H104ZM139 11H142V12H139ZM161 11L163 13H161ZM221 11H222V14H221ZM93 12L95 13L94 15H93ZM154 12H156V13L154 14ZM86 13L88 15H86ZM100 13L102 14V16H101ZM158 13H160V14H158ZM192 13H193L192 10H191V12L188 11L187 13H185V17L188 16L187 18H190V16L194 14V13L193 14ZM144 14H146V15H144ZM152 14H154V15H152ZM250 14H252V15H250ZM95 15H97V16H95ZM155 15H157V17H155ZM223 15H225V16H223ZM71 16H73L74 18H72ZM93 16H95V17L92 19ZM220 16L221 17L223 16V17L220 18ZM69 17H71V18H69ZM97 17H99V18H97ZM104 17H105V19H104ZM147 17H149V18H147ZM95 18L97 20H95ZM119 18H120V20H118ZM66 19H67V22L71 21L70 23L73 24V25H70V27H68L67 24H70V23L65 24V22H63L64 20L66 21ZM72 19H73V21H72ZM82 19L87 22L86 25L89 24V23H90V25L87 26V31L85 32V34H83L82 37L81 36L79 37V29H78V27L80 28L81 24H79V23L81 22ZM108 19L110 20L109 22H108ZM121 19L122 20L125 19V20L122 21ZM76 20H78V21H76ZM97 21H98V23H97ZM127 21H128V23H127ZM137 21L138 22L142 21V22L139 25V23ZM73 22H75V23H73ZM96 23H97V25L99 26L100 29L99 28L98 29L94 28V27H98L96 25ZM92 24H93V26H91ZM94 24H95V26H94ZM134 26L136 27L137 31L133 29V28H135ZM118 27H119V29H121L122 27L123 28L121 30H118L117 29ZM58 28H59V30H58ZM67 28L71 29L72 31L71 30L68 31ZM125 28H126L127 31L124 30ZM128 28L130 29V31H129ZM211 28H212V30H210ZM138 29L140 31V34H139ZM216 30H218V31L216 32ZM75 31H77V33ZM111 31L114 32V33H112ZM186 31L190 32V33H187ZM136 33L139 36V38L136 35ZM190 34H193V35L195 34V35L193 37V36H190ZM196 34H197V36H196ZM207 34H209L210 36L207 35ZM67 35H69V36L67 37ZM198 35H199V37H198ZM221 35H223V37ZM106 36H109V40H108L109 42L106 41V45H108V46H106L104 44L105 42L103 41L104 37L106 38ZM190 37H192V38H190ZM195 37H196V39L194 41L193 38H195ZM62 38H64V40H62ZM98 38L99 39L101 38L100 39L101 41L98 40ZM224 38H225V40H224ZM67 39H68V41L69 40L70 41L68 42ZM141 39H143V40H141ZM167 39H169V38H167ZM172 39L170 38V40H172ZM189 39H191V40H189ZM212 39L215 42H213ZM123 40H125V41H123ZM153 40H155V41H153ZM65 41H66V43H65ZM100 42H102V43H100ZM64 43L68 44V45H64ZM63 45H64L65 49H63L64 48ZM209 45H211L210 48H209ZM127 46H129V47H127ZM206 46H207V48L209 50H207ZM105 47H104V49H105ZM86 48H88V49H86ZM91 48L92 49L95 48L94 49L95 52ZM199 49H200V51H199ZM64 50H65V52H64ZM85 50L88 51V53ZM192 50H194V51H192ZM198 51H199V54H198ZM208 51H210V52H208ZM213 51H215V52H213ZM72 52H73V54H72ZM180 52H182V53H180ZM206 52H208V53H206ZM92 53H93L94 56L92 55ZM168 53H170V54H168ZM187 53H189L190 55L187 54ZM200 53L202 55H200ZM203 53L205 55L208 54L209 58L207 57V55L204 57ZM215 53L218 54V55L216 56ZM212 54H213V56H212ZM260 54L263 55V56H261ZM181 55H182V57H181ZM188 55H189V57H187ZM197 55L200 56L201 58L198 57ZM219 56H220V58H219ZM193 57H195L194 58L195 61H194ZM197 57H198V59H197ZM182 59H183V61H181ZM206 59L207 60L209 59V63H207L208 61H206ZM186 60H187V63H185ZM191 60H192V62H191ZM255 61H257L256 62L257 64L255 63ZM262 61L264 62V58L262 59ZM190 62L191 63L194 62L193 64L198 63L197 64L199 66L198 69H200V68L201 69L200 70H195V69H197V65H195L196 66L195 67ZM200 62H203V63L200 64ZM184 63H185V65H184ZM204 63H207L206 64V68H205L206 70L205 69L202 70L203 67L201 65H203ZM172 64H173V66H172ZM188 65H190V66H188ZM184 68L188 69V71L191 70V75L193 77L192 76L186 77V75H185L186 79H184L183 76L181 78L179 73L182 70H185ZM131 69L132 68L128 69L129 72H128V76L127 77H129V78H130V74L129 73H130ZM192 70H193V72H195V74H200V75H196V77H195L194 73L192 74ZM202 71H203L204 74L201 73ZM245 72H248L249 74L246 73L244 75L243 73H245ZM188 74H190V72ZM240 74H241L242 77L240 76ZM173 75L174 76L177 75V76L174 77ZM179 76H180V80L177 78ZM198 76H200V77H198ZM201 76L203 78H201ZM234 78H236V79H234ZM238 79H240V80H238ZM125 80H126V77H125ZM127 80H129V79H127ZM174 80L177 81V82H175ZM159 81H161V82H159ZM171 81L172 82L174 81V82L172 83ZM188 82H190V83H188ZM236 82H238L239 84H237ZM29 83H31V84H29ZM29 83L27 84V90H29L28 94L29 95L31 94L30 96H32V97L34 96V97L33 98L31 97V100L29 99L30 96H27L29 98H27V97L25 98V102L26 103L24 105H26V106L25 107L23 106L25 108L24 112H26L25 118H23V119L22 118L14 119L15 120L14 122L17 125V127L19 126V123L23 124V122H24L25 127H26L25 130H27V128L30 125H32L34 123H37L40 120L39 114H38V112L40 111V108L37 106L38 102H36V99L39 97L38 96L39 93H37L38 91H35V82L31 81ZM161 83H164L167 86L162 85L160 87ZM169 85H171V86H169ZM188 86L190 87V89H189ZM234 90H235L236 94H235ZM31 91L35 92V93L32 94ZM49 91L51 92V90L49 89L48 91L47 90L43 91V93L46 94V92L49 93ZM150 91H151V94H150ZM190 91L191 92L193 91V92L191 93ZM263 91H264V88H263ZM146 92H147V94H146ZM233 92H234V94H233ZM203 95H205V96H203ZM28 99H29V101H28ZM154 100H156V101H154ZM148 101H149V103H148ZM258 101L262 104L261 106L258 105V104H260V103H258ZM224 102H225V104H224ZM141 103H143V104H141ZM146 103H147V106H146ZM222 105H224V107H225V105H227V106H226V108H224ZM7 106H9V104L7 105L6 103H1L0 104V109L2 111L1 110L0 111L1 112H3V110H4V112L8 111V110H6ZM159 106H161V107H159ZM86 107L80 105V106H78V108H75L76 110H74V111L79 112V110L85 109ZM79 108H81V109H79ZM157 108H158V110H157ZM164 108L165 109L168 108L169 111L168 110L166 111ZM172 109H174V110H172ZM222 109H223V111H222ZM224 109H225V111H224ZM9 110H10V108H9ZM86 110H87V108H86ZM211 110H212V112H211ZM220 110L222 112H224V113H222V112L221 113L224 114L225 116H223L222 114L221 115L223 117L220 116ZM83 111H85V110H83ZM158 111H159V113H158ZM175 111H176V113H175ZM144 112H146V113H144ZM8 113H10V112H8ZM96 113L99 114L100 112L96 111ZM96 113L94 111V115L95 116L94 115L93 116L95 117V120L98 119L97 118L98 115ZM109 113H111V114H109ZM214 113H217V114H214ZM262 113H263V115L260 116L261 119H259V115L262 114ZM28 114H30L31 116L28 115ZM0 115H2V114H0ZM168 115L170 117H172L171 115H176V116H173L172 118H170ZM14 116H15L14 118H18V117H16L15 114H14ZM157 116H158V118H157ZM180 116H182V117L184 116V117L180 120L179 119ZM217 116H219V118L222 120L223 124H220L221 120H219V118ZM251 116L254 119V120L252 119L253 121L251 120ZM94 117H93V119H94ZM176 117H178V118H176ZM224 117H227V119H229V121H227V123H226L227 119L224 118ZM254 117H257V120H255L256 118H254ZM3 118H5V117H3ZM165 118H166V120H165ZM249 119H250V121H252L250 124L248 123ZM2 120H4V119H2ZM5 120H6V118H5ZM5 120H4V122H5ZM9 121L7 120L6 122L11 124L12 122H9ZM223 121L226 123V125H225V123ZM4 122H1V123L3 124ZM212 122L215 123V124H213ZM28 123H31V124H28ZM211 123H212V126L210 125ZM26 124L28 125V127H27ZM149 124H151V125H149ZM214 125H216V126H214ZM12 126H15V125L12 124ZM101 126H103L104 128L101 127ZM109 126H110V128H109ZM223 126H224V129H223ZM255 127L257 129V126H255ZM218 128H220V129H218ZM226 128H227L228 132H226L227 131ZM211 129H212V131H211ZM94 130H95V132H98V130H100L103 134H101V136H100V134H99V133H101L100 131H99L98 134L97 133L95 134ZM205 130H206V132H205ZM220 130L222 132H219ZM223 130H225V131H223ZM21 131H23V129H21ZM90 131L91 132L93 131V132L91 133ZM260 131H262V130H260ZM27 132H28V130H27ZM118 132H120L121 134L118 133ZM85 133L89 134V135H86ZM110 133H111V135H110ZM222 133H223V135H225V136H223V138L225 137L224 140L227 137L229 139H227L225 141H229V142L225 143V142H223L224 141L223 138H221L222 140L219 139V136H221ZM228 133H231L230 136H229ZM20 134H21V132H20ZM118 134H120V135H118ZM105 135H106V137H105ZM107 135L110 136V139H109V137ZM114 135L119 136L120 138L119 137H115ZM212 135H214L215 138H216L215 140L213 139L214 141L211 140L212 138H214V137H212ZM20 137H22V136H20ZM112 137H113V141L112 142H114V143L111 142ZM210 137H212V138H210ZM232 137H234V138H232ZM241 137H243L245 140L242 139ZM145 138H147V139H145ZM240 139L244 143L240 142ZM117 140H119V142ZM140 140H142V141H140ZM144 140L147 141V142H145L146 145L143 142ZM220 140L224 144L222 142H220ZM35 141L37 142L36 137H34V138L33 137H29L27 140L25 138V146H30L33 143H35ZM115 141H117V142H115ZM215 141H216V143H215ZM236 141H238V143ZM140 142H143V143L141 144ZM207 142L208 143L210 142V143L208 144ZM213 142L215 144V147H213L214 146ZM234 143H236L235 144L236 146H232V145H234ZM239 143H240V145L243 143L244 144V148H243L242 145L240 147L238 145ZM102 144H103V146H102ZM226 144L229 145L228 149L224 148L225 147L224 145H226ZM116 145H118V146L116 147ZM122 145H123V147H122ZM222 145H223V147H222L223 149H221L222 153L221 152L219 153V151H220L219 147L222 146ZM33 146H34V144H33ZM127 146H128V148H127ZM129 146L130 147L132 146V147H135V148H139V149H136V151H137L136 153L137 154L134 152L135 149L133 151L132 150L133 148L131 147L132 148L131 149V148H129ZM145 146H147V147L144 148ZM207 146H208V148L210 147L212 149H210V148L208 149ZM237 146H239V148ZM229 147L231 148V150H230ZM109 148L112 151H109ZM242 148H243L242 154H241V156L239 155L241 158L238 157V160H239L238 161L237 160V156H238V154H240ZM58 149H59L60 152L58 151ZM129 149H131V150H129ZM202 149H204V150L201 151ZM217 149H218V151H216ZM233 149H234V151H233ZM8 150H9V152H12V151H10V149H5L4 151L8 152ZM141 150H142V152H141ZM212 150H214V151H212ZM227 150H228V152H223V151H227ZM245 150L248 151V154L245 153L246 152ZM229 151L230 152L232 151L231 153H233V154H231ZM205 152H207L208 154L206 155ZM141 153H142V156H141ZM227 153H229V156H228ZM94 154H96V155H94ZM244 154H245V157L242 159ZM9 155H12V154H9ZM104 155H106V156H104ZM226 155L228 156V158L231 157V156H233V157H231V160H229L227 157H225ZM126 156H129V157L126 158ZM201 156L203 157V159H202ZM217 156H219V157H217ZM42 157L45 158V156H42ZM57 157H58V159L56 160ZM102 158L104 160L106 159L105 160L106 164L102 161L103 160ZM109 159L112 162L107 161ZM47 160H50L49 162L52 164L51 165V167H52L51 169L48 168V167H50L49 166L50 164L47 162ZM223 160H224L225 163L227 162L229 165L223 164L224 163V162H222ZM10 161H12V160H10ZM39 161H42V159L39 160ZM56 161H57V163H56ZM125 161H126V163L127 162L128 163L125 164ZM202 161H204V162L202 163ZM46 162H47V164H46ZM235 162H237V163H235ZM43 163H45L46 165L43 164ZM53 163H55V164H53ZM192 163H193V165H192ZM57 164H59L60 166H58ZM199 164H201V166ZM105 165H107V166H105ZM217 165H216V167H217L216 169H218L219 172L222 171V170L219 169V167ZM224 165H225V167H224ZM45 166H47V167H45ZM138 166H139V168H138ZM53 167H54V169H53ZM58 167L60 169H58ZM127 167H129L128 169L130 170V172H128L129 170L126 169ZM201 167H202V169H201ZM93 169H94V171H93ZM0 170H2V169H0ZM10 171H11V169H10ZM13 171L14 170L12 169L11 175H13V176L9 175V179L12 177L11 180L12 181L14 180L13 182H15V181L17 182V180L20 178V177L18 178L17 176H20L22 173L18 174L16 172V171H18L17 169L14 172ZM55 171H57V172L59 171V172L57 173ZM202 171H200V172H202ZM227 171L226 172L222 171V172H220V173L218 172V173L220 175L222 173V175L224 176L223 172H225V174H226ZM0 172H3V171H0ZM12 172H13V174H12ZM97 172H99V173H97ZM46 174H48V175H46ZM0 175H3V173L2 174L0 173ZM112 175L114 176V178H112L113 177ZM119 175H120V178H122L123 180L120 179V178H117V177H119ZM49 176H50V179H47V178H49ZM99 176L100 177L102 176V177L100 178ZM105 177H106L107 180L105 179ZM40 178L42 179V182H41ZM102 178L105 179L106 181L105 180L104 181L101 180ZM115 178H117V179H115ZM39 179H40V181H39ZM87 179H88V181H87ZM153 179L155 181H153ZM169 179H171V180H169ZM86 181H87V183H85ZM91 181H92V184L90 183ZM108 181H111V182H108ZM32 182H34V183L32 184ZM68 182H69V184H68ZM96 182H98V183L104 182L103 186H106V188L102 187V184L98 185V183H96ZM105 182H106V184H105ZM47 183H48V185L50 187L46 186ZM89 183H90L91 186H94V184L98 185V186L95 185V187H93V188H96V191L91 189L92 187L89 186ZM113 183H119V184L114 186ZM151 183H153V184H151ZM29 184H28V186H29ZM51 185H53V186H51ZM108 185L109 186H113L114 188L111 187L110 188L111 191H110L108 189V187H107ZM34 186H33V188L36 189V187H34ZM70 186H71V188H70ZM84 186H85V190L82 189V188H84ZM221 186H223V185L221 184ZM24 187L25 186H23V190H24ZM78 187H80V188H78ZM120 187H122V188H120ZM25 188L27 189V185H26ZM21 189L18 188L19 191ZM29 189L32 190V187H30ZM37 189H38V187H37ZM80 189H82V190H80ZM97 189H98V193H97ZM100 189H103V190H100ZM104 189H106L108 191H106ZM13 190L15 191V189H13ZM31 190H29V191L31 193H33L32 192L33 190L32 191ZM99 190H100V192H99ZM9 191H11V190H9ZM19 191H17V192H19ZM22 191H21V193H22ZM163 191H164V193H163ZM25 192H27V191H25ZM57 192H59L58 196L56 194ZM110 192H111V194H109ZM15 194H16V192H15ZM98 194H100V195H98ZM14 195L12 197H10V198H13ZM111 195L113 196V198H112ZM24 196H25V193H24ZM26 196H28V195L26 194ZM54 196H55V200L53 199ZM93 196H94V198H93ZM39 197H40V194H39ZM51 197H52L53 201H52ZM98 197H100V199ZM56 198L59 199V201H56ZM95 198H96V201L94 200ZM16 199H18V197ZM113 199H114V201H113ZM23 200L20 199V202L23 201ZM26 200H29V202H27ZM38 200L46 202V203H43V204L41 202V204L43 205V206L41 205L42 209H41V206L37 205L38 204ZM50 200H51V202L53 204H57V205L51 204V202H49ZM137 200H139V201H137ZM115 201H116V203H114ZM55 202H58V203H55ZM35 203H37L36 204L37 206L35 205L36 207L34 206ZM44 204H45V206H44ZM77 204H79V205L77 206ZM147 204H148V206H147ZM15 205H16V203H15ZM19 205H21V204L19 203ZM19 207H22V206H19ZM17 208H18V206H17ZM32 208L33 209L35 208L36 210L35 209L33 210ZM133 209H135V212H134ZM90 210H91V212H90ZM50 211H51V213H50ZM47 212H48V214H46ZM91 216L93 218H91ZM7 217H9V218H7ZM10 217H11V219H10ZM28 218H29V220H28ZM4 220H6V222ZM14 220H16V221H14ZM136 220H138V221H136ZM1 221H0V224H1ZM7 221H9V223ZM11 222H13V223H11ZM24 222H26V224H24ZM259 222H261V221H259ZM42 223H44V224H42ZM157 223H159V224H157ZM27 224H29V225H27ZM8 225L12 226V227H9ZM14 225L18 229H16L14 227ZM30 225H31V227H30ZM24 226H26V227H24ZM262 226H264V225L262 224ZM262 226L259 228V231H260V232L258 231L259 234L257 233L258 234L257 246L256 245L255 246L251 245V247H249V246H247L248 245L247 244L246 246L250 248V249L246 248L247 250L255 251V249H256V250H259V253H261L260 251L263 250L262 253H261V254H263V252H264V238L262 240V237H263L264 234L262 235V232H264V228ZM4 227H6V228H4ZM149 227H150V229H149ZM20 228H21V230H19ZM141 228H143V229H141ZM4 229H7V231L6 230L4 231ZM5 232H6V234H5ZM15 232H17V233H15ZM260 233H261V235H260ZM21 235L24 236L23 237V240H24L23 242H22V238H20ZM10 236H11V238H10ZM5 237L10 238L7 241H9V240H11V241L7 242L5 240ZM16 238H19L21 240L16 239ZM143 238L145 240H142ZM151 238H149V239H151ZM26 239H28V240H26ZM13 241H15V242L19 241L18 243H21L22 246H23V249L25 248V250H23L22 248H19V247H22V246H21V244H19L20 245L19 246L17 242H16L17 248H18V249H16L17 251L15 250V248L14 249L12 248L13 246L12 247H10V246L8 247V243L10 245L11 242L14 243V245H16L15 242H13ZM24 242H25V245H24ZM26 242H27V244H26ZM37 245H38L39 248L37 247ZM14 247H16V246H14ZM3 248H5V249H3ZM20 251H21V253H20ZM30 251H31V253H30ZM114 253H116V254H114ZM136 253L138 254L137 256H136ZM259 253H257V254H259ZM24 256H25V259H23ZM108 256L111 257V259H109ZM118 256H116V257H118ZM259 256H261V255L259 254ZM262 256H264V254ZM4 257H5V259H4ZM26 257H29V258L27 259ZM135 257H136V259H134ZM12 258H14V259H12ZM257 258H259V257L257 256ZM262 258H260L261 259L260 263H259V261H257L259 264H262V261L264 263V258L263 259ZM99 259H100V261H99ZM112 260L115 261V262H112ZM128 262L129 263H127V264H132L131 263L132 260L129 259Z\"/></svg>",
  "mask_w": 264,
  "mask_h": 264
}]
</instances>
